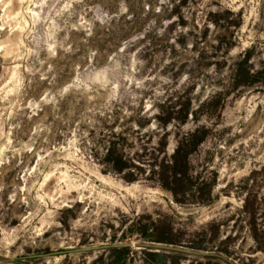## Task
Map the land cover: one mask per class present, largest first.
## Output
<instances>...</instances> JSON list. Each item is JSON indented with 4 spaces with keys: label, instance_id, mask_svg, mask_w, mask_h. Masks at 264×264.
Returning a JSON list of instances; mask_svg holds the SVG:
<instances>
[{
    "label": "rangeland",
    "instance_id": "rangeland-1",
    "mask_svg": "<svg viewBox=\"0 0 264 264\" xmlns=\"http://www.w3.org/2000/svg\"><path fill=\"white\" fill-rule=\"evenodd\" d=\"M159 259L264 260V0H0V264Z\"/></svg>",
    "mask_w": 264,
    "mask_h": 264
},
{
    "label": "trees",
    "instance_id": "trees-1",
    "mask_svg": "<svg viewBox=\"0 0 264 264\" xmlns=\"http://www.w3.org/2000/svg\"><path fill=\"white\" fill-rule=\"evenodd\" d=\"M204 137H205V135L201 134L200 130L195 131V133L191 136V139L195 140V143H193V145H195V148L199 145L200 141H202ZM182 147H184V144L181 142L180 148H178V149H179V151H181L184 154L182 156V161L180 162V164H177L175 162L171 166H167V165H164L162 163L159 164L160 180L162 181L164 188L171 191L174 195H176L177 192H180V193L184 192L185 193L186 184L188 183V180L185 177L186 171H188L186 156L190 155V153L192 151L186 152L182 149ZM179 174L182 175L180 177V179L176 178V176ZM168 175L170 176L169 177L170 179L167 177ZM199 189H200V190H198V193L200 192L199 198H201L204 195L203 192L208 190L209 187L206 188V186H204L202 189L201 188H199ZM163 260L164 259H159L156 263H153V264H164Z\"/></svg>",
    "mask_w": 264,
    "mask_h": 264
},
{
    "label": "water",
    "instance_id": "water-1",
    "mask_svg": "<svg viewBox=\"0 0 264 264\" xmlns=\"http://www.w3.org/2000/svg\"><path fill=\"white\" fill-rule=\"evenodd\" d=\"M260 264H264V260Z\"/></svg>",
    "mask_w": 264,
    "mask_h": 264
}]
</instances>
